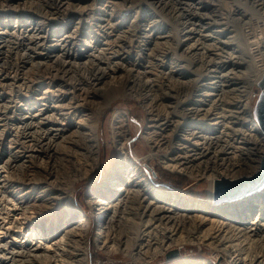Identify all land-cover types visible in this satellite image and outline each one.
I'll use <instances>...</instances> for the list:
<instances>
[{
	"label": "bare ground",
	"instance_id": "6f19581e",
	"mask_svg": "<svg viewBox=\"0 0 264 264\" xmlns=\"http://www.w3.org/2000/svg\"><path fill=\"white\" fill-rule=\"evenodd\" d=\"M53 1L0 0V264H51L52 250L58 251L64 236L75 237L77 247L60 251V263L90 264L92 218L73 206L74 184L101 164L97 115L116 96L139 93L147 94L150 101L143 134L148 153L131 156L127 149L131 129H114L119 161L89 192L99 241L124 239L121 248L128 252L150 234L153 219L163 220V250L184 243L185 237L201 243L209 240L223 260L186 257L171 264H264V186L218 202L214 199L217 178L207 174L211 200L202 201L157 187L144 170L150 160L176 167L163 158L164 42L175 47L180 44L179 33H210L216 76H227L230 87L241 82L236 80H246L234 100L246 95L249 78L264 74V64H246L245 70L236 64L246 52L243 33L238 32L241 23L250 19L245 0H238L233 10L226 8V0ZM166 11L180 19L175 37L164 19ZM83 14L95 21L83 25ZM233 15L236 24L229 22ZM210 17L213 21L204 22ZM212 22L226 25L227 32ZM228 32L235 35L223 38ZM260 34L264 38V31L249 38L257 43ZM122 36H130L129 45L117 43ZM108 53H113L110 60ZM56 63L70 67L59 75V70L51 69ZM33 68H41L42 73ZM76 77L78 83L73 81ZM245 120L256 132L262 130L250 113ZM258 146L264 151V142ZM252 154L246 152L243 163L235 172L228 171L226 179L259 171L262 159ZM188 166L191 173L196 170L194 163ZM209 168L220 167L210 164Z\"/></svg>",
	"mask_w": 264,
	"mask_h": 264
},
{
	"label": "built area",
	"instance_id": "2783aa9c",
	"mask_svg": "<svg viewBox=\"0 0 264 264\" xmlns=\"http://www.w3.org/2000/svg\"><path fill=\"white\" fill-rule=\"evenodd\" d=\"M179 38L180 44L175 47L171 45L173 50L165 48L163 51V158L174 163L176 167L169 169L164 163L162 166L157 162L175 177L195 180L194 183L183 188L175 187L184 193L182 189L188 190L197 182L206 180L207 174L215 176L217 180L227 178L228 171L235 172L243 163L246 152L263 159L264 151L262 146L257 147V144L264 142V131L256 118L255 106L262 93L258 84L264 74L258 78L255 76L256 78L252 80L254 84L246 95L240 100H234L235 96L239 95L238 90L243 89V85L236 88V92L232 94L227 76H216L215 69L218 63L210 33L189 30L180 34ZM253 47L254 54H249L245 50V55L240 56L236 64L240 63L243 66L247 57L251 56L254 63L259 61L260 63L257 64L263 66L261 55L258 53L263 46L259 42H254ZM147 96L141 93L138 97L130 96L143 115L142 122L134 119L135 112L132 106L114 107L109 125L112 133L114 129L125 126L132 130L133 125L137 123L143 138L149 113L150 101ZM248 113L260 125L261 133L247 125L248 121L245 118ZM191 163H194L196 168L192 173L188 166ZM149 164L153 165L152 162ZM210 164L219 165L220 168L212 170L209 168ZM155 169L156 165L151 169L146 168V177L167 191L166 187L173 184L167 181L160 182L161 177ZM149 172L156 175L154 179ZM91 186L83 193V207L80 206V202L73 206L93 220L96 218L93 215L89 196ZM148 230L150 234L147 237L143 236L138 245H133L128 252H125L121 248L124 239H111L104 244V241L101 242L99 241L101 239L97 238L98 227L92 225L90 264H157L160 258L162 261L158 264H164L183 257L181 250L185 243L178 242L179 244H173L163 250V220L153 219ZM91 242L94 245L91 246ZM173 250H177L179 256L167 259L165 255ZM203 258L213 261L210 257Z\"/></svg>",
	"mask_w": 264,
	"mask_h": 264
},
{
	"label": "rangeland",
	"instance_id": "374dc122",
	"mask_svg": "<svg viewBox=\"0 0 264 264\" xmlns=\"http://www.w3.org/2000/svg\"><path fill=\"white\" fill-rule=\"evenodd\" d=\"M33 1V0H32ZM55 1V0H54ZM53 1V2H54ZM188 2V0H183V2ZM227 1V4H228V6L230 5L229 3L231 2V7L229 6H225L227 9H234V8H236V6L237 5H239L240 3H236V2H244V0H226ZM234 1V2H233ZM213 2H214V0H213ZM86 4L87 3H90V1L89 2H85ZM85 3L83 4V5H85ZM215 3V2H214ZM217 3V2H216ZM40 4V6H42L43 5V3H38V5ZM151 5H153V4H151ZM181 5V4H180ZM184 5H186L187 6V4H183V6ZM53 6H54V4H53ZM185 6V7H186ZM43 7V6H42ZM38 8H41V7H38ZM186 8H188V6L186 7ZM34 9H36L37 10V7H35ZM77 10V9H76ZM204 12V10H201V12ZM41 13V12H40ZM167 13V14H166ZM170 12H168V11H166V12H164L163 13V16H164V19L165 20H167L171 25L170 26H168L169 28L171 27V30H170V34H172V35H170L168 32H166L165 31V33H163V34H169L170 36H172L173 37V35L175 34V35H177L179 32H177V31H180V29L181 28H179V26H178V23L180 22V19H177V18H175V17H172L173 15L171 14H169ZM79 14V13H78ZM93 14V13H92ZM83 16H86V17H84V21H82L84 24L83 25H85V26H88L89 25V23H92L93 21H95L93 18L94 17H92V15L91 16H88V14L86 15V14H83ZM89 18H88V17ZM239 16V15H238ZM92 17V18H91ZM235 17H237V15H233V20H231V21H229L231 24L232 23H237L238 22V19H236ZM86 18V19H85ZM156 19L158 18V17H155ZM89 19V20H88ZM91 19V20H90ZM207 20H210L209 22H211V21H213V18L212 17H210L209 19L207 18V19H205L204 20V22H206ZM229 20V19H228ZM85 21L87 22V23H85ZM234 21V22H233ZM235 23V24H236ZM86 24H88V25H86ZM211 24H213V22L211 23ZM242 25L244 24V22L243 23H241ZM240 24V25H241ZM165 25V24H164ZM215 27H217V26H219V27H217V28H221V26H222V28L221 29H225L226 30V32H227V29L225 28V26L226 25H215V24H213ZM227 27V26H226ZM174 30H173V29ZM177 28V29H176ZM239 28H240V26H239ZM230 29V28H229ZM82 30H85V29H82ZM176 32V33H175ZM238 32H240V30H238ZM226 34V33H225ZM175 35H174V37H175ZM234 36L235 34L233 33V32H231V33H227L226 34V36H224L223 38H228L229 36ZM261 35V34H260ZM170 36H169V38H170ZM81 37V36H80ZM124 37V38H123ZM130 37V36H129ZM129 37H127V36H122L121 38H117L119 41H117V43H119V42H121V46H126V45H129L128 43H129ZM179 37H180V33H179ZM258 37V36H257ZM113 38V37H112ZM128 38V39H127ZM178 38V37H177ZM125 39V40H124ZM165 39L166 38H164L163 39V41H165ZM259 39H260V45L261 46H263L261 49H260V51L258 52L259 53V55H261V57H260V59L262 58V62L264 63V50H262V49H264V38L262 37V35H261V37L259 36ZM122 40H123V42H122ZM125 41V42H124ZM128 41V42H127ZM133 44H132V42L130 43V44H132V46H133V48H134V46L136 45L135 43V41L133 40ZM176 42H177V39H176ZM263 42V43H262ZM166 43H168V42H166ZM123 44V45H122ZM119 45V44H118ZM165 42H164V44H163V51L165 50L164 48H166V46L168 47L167 48V50H173L172 49V47H171V45H169V44H166L165 46ZM175 45H177L176 43H175ZM170 46V47H169ZM174 46V45H173ZM115 49V48H114ZM136 49V48H135ZM263 51V52H262ZM111 52V51H110ZM136 52L134 51L133 52V54H135ZM244 53V52H243ZM113 54V53H112ZM111 53L109 54H106V56L107 55H109V56H107V59H106V57H104L106 60H110L108 57H112L113 55H112ZM112 55V56H111ZM38 60V59H37ZM36 60V61H37ZM254 63V61H253V59L251 58V56H248L247 57V61L246 62H244V67L242 68L243 70H245L244 68H246L250 63H252V62ZM248 62V63H247ZM256 63H259V61L258 62H256ZM246 64H248V65H246ZM59 64L58 63H56V64H54V68H51L52 70H53V73H57V71H58V73H60L59 75H61L64 71H66L65 70V68L66 69H68V67H70V66H66V67H64V66H60L59 65V67L61 68H59V67H57ZM246 65V66H245ZM252 65V64H251ZM254 65V64H253ZM64 69H63V68ZM35 69H38V71H41V73H42V69L41 68H35ZM34 68H33V72H35L36 70H35ZM40 69V70H39ZM60 70H61V72H60ZM62 70H64V71H62ZM72 70H74V68L72 69ZM75 70H78V69H76L75 68ZM74 70V71H75ZM48 71H49V69H48ZM52 73V72H51ZM53 73H52V75H53ZM38 74V73H37ZM36 74V75H37ZM64 74V73H63ZM38 75H40V72H39V74ZM74 75H76L75 73H74ZM79 75H81L80 74V72H79ZM41 76V75H40ZM77 76V75H76ZM41 79V78H40ZM76 79H77V81H76ZM250 79V78H249ZM248 79V83H246V84H248V87L250 88L251 86H253V82L251 81V80H249ZM73 80V79H72ZM78 80H80V78H78V77H76V78H74V80L73 81H75L76 83H78ZM236 80V79H235ZM239 81H241V82H239ZM233 82H235L234 80H233ZM236 82H239V83H234V84H232L231 85V87H232V94H234L235 92H236V88H239V87H241L242 85H244L245 84V82H246V80H245V78L243 77V79H241V80H236ZM242 84V85H241ZM234 87V88H233ZM22 91H28V89L26 90V87L25 86H23V88H22ZM125 105H127V106H132V109H134V112L135 113H133V116H134V119H136L137 121H139L140 120V122H142L141 121V118L143 117V115L140 113V110L137 108V106L135 105V103H134V100L132 99V97H130V96H116L115 98H113L111 101H110V103H109V105H107L106 107H104L102 110H101V113H99L98 115H97V119L99 120V125H100V128H99V135H101L99 138H100V145H101V159H100V161H101V164L95 169V170H93L92 172H90L88 175H86L85 177H78V179L75 181V184H74V194H73V196H74V198H73V201H72V204L75 206L77 203H79L80 202V206H82L83 207V205H84V198H83V193H84V191H85V189L86 188H89L91 185V188L89 189V192H90V190L94 187V185H96V183H101V182H103L104 181V179H106L107 177H108V174L112 171V168H113V166H114V164H116L118 161H119V155H118V150H117V147L114 145V143H113V141H114V135H113V133H112V131H111V129L109 128V125H110V120H111V116H112V114H113V111H114V107H123V106H125ZM137 124V123H136ZM133 125V127H132V130H131V136L129 135L128 137H132V141L131 142H129L127 145V149H129V151H130V155L132 156L133 154V152H134V154L136 153L138 156H143V155H145V154H147L148 153V146H147V144L144 142V140H143V138L141 137V131H140V128H139V126L138 125ZM9 138H11V137H9ZM9 138H7V139H9ZM5 143H7V141L5 142ZM153 161L154 160H150V161H148V162H146V164L144 165V170H146V168L148 169V168H153L154 167V165H156V172L159 174V176L161 177V180H160V182L162 181H167V182H171L173 185H169V186H167L166 187V189H167V191H171V192H175V193H177V194H179V195H181V196H184V195H186V197H190V198H194V199H199V200H202V201H208V200H211L210 199V196H209V182L207 181V180H201V181H199V182H197L194 186H192V187H190V189H182L183 191H185L184 193H181L179 190H177L175 187H180V188H183L184 186H186V185H188V184H190V183H194V181L195 180H192V179H186V178H178V177H175V176H173V175H171V174H169L166 170H164L163 168H162V166H160V164L157 162V160L153 163ZM150 162H152V164L153 165H151V164H149ZM149 171V170H148ZM164 172V173H163ZM150 174H153V172L151 173V172H149ZM153 176V179L155 178V176L156 175H152ZM98 183V184H99ZM157 186V185H156ZM157 187H159V186H157ZM194 187V188H193ZM160 188V187H159ZM166 191V190H165ZM184 194V195H183ZM76 208V207H75ZM77 209V208H76ZM92 225H96L95 224V222H93V220H92ZM171 225V224H170ZM170 225H168V226H170ZM92 227V226H91ZM70 233V232H69ZM69 237V236H68ZM91 237H93L92 236V234H91V231H90V238ZM77 238H79V237H77ZM73 239V240H72ZM186 239H188V237H185L184 239H183V241L185 240V244L184 245H182V250H181V254H182V258L181 259H183V258H185L186 259V257H189V258H191V257H199V258H203V257H210L213 261H215V262H220L222 259H217V257H218V252L214 249V248H212V246H210L209 245V240H206V241H204V242H197L196 241V239H194V240H186ZM68 240H70V241H68ZM73 242H72V241ZM57 241V239L54 241V242H56ZM77 239L74 237V238H71V239H69V238H67V236L65 237H62V242L60 243V245H59V249H58V251L57 252H59V253H56V251H53L52 250V256L54 257V259L53 258H51V260H53L52 262H51V264H61L60 263V261L59 260H61L60 258H61V256H60V253L62 252V251H65L64 249H66L67 248V250H69V248H70V250L72 251H76L75 249H76V247L77 246H73V243H76V244H74V245H77ZM68 242V243H67ZM90 242V241H89ZM198 243V244H197ZM67 244H69V245H67ZM72 246H71V245ZM90 244V243H89ZM183 244V243H182ZM92 245H94V243H92L91 242V246ZM64 247V248H62V247ZM66 247V248H65ZM73 247V248H72ZM61 251V252H60ZM55 252V253H54ZM55 254H56V256H55ZM58 254H59V257H58ZM200 256H202V257H200ZM165 257H166V255H165ZM165 257H163V261H165ZM219 257H221V256H219ZM57 258H59V259H57ZM168 259V258H167ZM204 259V258H203ZM216 259H217V261H216ZM58 261V262H57ZM162 261V258H160V259H158L157 260V264L158 263H160ZM223 261V260H222ZM90 262V261H89ZM174 262V260H171V261H169V262H166V263H164V264H171V263H173Z\"/></svg>",
	"mask_w": 264,
	"mask_h": 264
},
{
	"label": "water",
	"instance_id": "95a60500",
	"mask_svg": "<svg viewBox=\"0 0 264 264\" xmlns=\"http://www.w3.org/2000/svg\"><path fill=\"white\" fill-rule=\"evenodd\" d=\"M262 93L255 106V115L264 131V77L258 84ZM264 186V157L261 162V167L252 176H245L235 180L226 178L219 179L214 186V199L218 202H228L238 197L252 193ZM179 256L177 250L167 253L168 259H173Z\"/></svg>",
	"mask_w": 264,
	"mask_h": 264
},
{
	"label": "clouds",
	"instance_id": "9594fccd",
	"mask_svg": "<svg viewBox=\"0 0 264 264\" xmlns=\"http://www.w3.org/2000/svg\"><path fill=\"white\" fill-rule=\"evenodd\" d=\"M246 12L250 19L240 26L243 33V47L249 54H254V42L250 34L264 31V0H245Z\"/></svg>",
	"mask_w": 264,
	"mask_h": 264
}]
</instances>
